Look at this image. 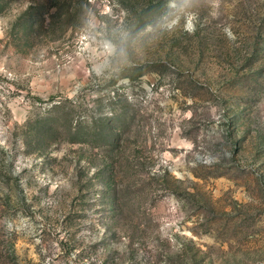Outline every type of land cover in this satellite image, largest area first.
I'll use <instances>...</instances> for the list:
<instances>
[{
	"label": "rangeland",
	"instance_id": "1",
	"mask_svg": "<svg viewBox=\"0 0 264 264\" xmlns=\"http://www.w3.org/2000/svg\"><path fill=\"white\" fill-rule=\"evenodd\" d=\"M0 264H264V0H0Z\"/></svg>",
	"mask_w": 264,
	"mask_h": 264
}]
</instances>
